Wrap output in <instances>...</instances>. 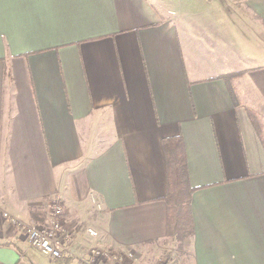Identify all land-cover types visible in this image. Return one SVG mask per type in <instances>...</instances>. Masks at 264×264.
<instances>
[{
    "label": "crops",
    "instance_id": "crops-1",
    "mask_svg": "<svg viewBox=\"0 0 264 264\" xmlns=\"http://www.w3.org/2000/svg\"><path fill=\"white\" fill-rule=\"evenodd\" d=\"M222 1L0 0V264H81L27 245L55 201L75 253L140 263L171 237L173 138L188 264H264V0Z\"/></svg>",
    "mask_w": 264,
    "mask_h": 264
},
{
    "label": "trees",
    "instance_id": "trees-1",
    "mask_svg": "<svg viewBox=\"0 0 264 264\" xmlns=\"http://www.w3.org/2000/svg\"><path fill=\"white\" fill-rule=\"evenodd\" d=\"M240 72L225 75V82L234 103L238 98L235 94L231 79ZM231 81V82H230ZM253 117V115H252ZM254 122L255 119L253 117ZM164 149H166L167 162V192L165 201L167 202V232L169 236L177 242V247H183L186 238L192 234L190 217V196L193 187L188 181L187 165L182 144L178 138L164 139Z\"/></svg>",
    "mask_w": 264,
    "mask_h": 264
},
{
    "label": "built area",
    "instance_id": "built-area-1",
    "mask_svg": "<svg viewBox=\"0 0 264 264\" xmlns=\"http://www.w3.org/2000/svg\"><path fill=\"white\" fill-rule=\"evenodd\" d=\"M58 201L52 202L49 209V215L42 224L28 225L26 230L27 245L33 247L49 257L56 258L63 255L74 257L81 264H98L99 259H105L110 257L115 259L117 264H130L129 262H122L121 255L113 254L111 251L98 248L96 246L89 247L87 249V256L75 253L71 248V243L67 240V234L62 224V208ZM99 206V205H98ZM4 216L8 215V212L1 210ZM94 225L87 221L82 227V232L87 233L90 236H97L98 231ZM131 255L128 253V256Z\"/></svg>",
    "mask_w": 264,
    "mask_h": 264
},
{
    "label": "rangeland",
    "instance_id": "rangeland-1",
    "mask_svg": "<svg viewBox=\"0 0 264 264\" xmlns=\"http://www.w3.org/2000/svg\"><path fill=\"white\" fill-rule=\"evenodd\" d=\"M222 3L226 5V7H229L230 12H233L238 19H240L241 22L246 23L247 20L251 18L250 14L245 10V8L242 6H238L239 0H223ZM64 218L67 217L66 214H64ZM82 224L78 223L75 225L74 233L77 234L81 231ZM174 238V237H173ZM172 236L170 239H167L164 241L163 244H160V246H154V248L150 249L147 253H143V256L141 254L138 255V261L140 259V263L136 262L137 264H188L189 260V254L187 252V247L184 245L181 249L177 247V242L175 239H173ZM184 244V243H183ZM119 255V254H118ZM127 258L122 257V262H126ZM136 259L133 257H129V263L132 264L133 261Z\"/></svg>",
    "mask_w": 264,
    "mask_h": 264
}]
</instances>
